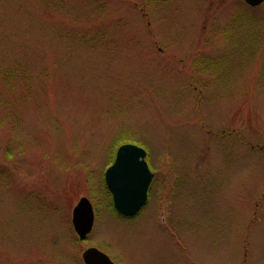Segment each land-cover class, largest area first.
<instances>
[{
	"label": "rangeland",
	"instance_id": "1",
	"mask_svg": "<svg viewBox=\"0 0 264 264\" xmlns=\"http://www.w3.org/2000/svg\"><path fill=\"white\" fill-rule=\"evenodd\" d=\"M125 144L155 173L136 219L105 185ZM93 247L115 264H264V5L0 0V264H84Z\"/></svg>",
	"mask_w": 264,
	"mask_h": 264
},
{
	"label": "water",
	"instance_id": "2",
	"mask_svg": "<svg viewBox=\"0 0 264 264\" xmlns=\"http://www.w3.org/2000/svg\"><path fill=\"white\" fill-rule=\"evenodd\" d=\"M251 8H258L264 0H244ZM128 155L131 166L124 171L119 183L114 179L115 169L121 164L122 156ZM148 152L137 145L125 144L119 147L114 164L105 173V184L112 195L116 212L124 218H135L147 205L149 189L154 179L146 161ZM72 225L80 242H85L95 226V212L87 197L80 199L72 212ZM84 264H115L97 248H88L82 254Z\"/></svg>",
	"mask_w": 264,
	"mask_h": 264
},
{
	"label": "snow or ice",
	"instance_id": "3",
	"mask_svg": "<svg viewBox=\"0 0 264 264\" xmlns=\"http://www.w3.org/2000/svg\"><path fill=\"white\" fill-rule=\"evenodd\" d=\"M131 157L128 155L122 156L121 164L117 166L115 171L114 179L117 183L120 182V180L123 177L124 171L131 166Z\"/></svg>",
	"mask_w": 264,
	"mask_h": 264
},
{
	"label": "flooded vegetation",
	"instance_id": "4",
	"mask_svg": "<svg viewBox=\"0 0 264 264\" xmlns=\"http://www.w3.org/2000/svg\"><path fill=\"white\" fill-rule=\"evenodd\" d=\"M245 5H246V4H245ZM263 5H264V4H263ZM246 6H247L249 9H254V8H250L248 5H246ZM146 161H147V163H148V166H149L150 171L153 172V171H152L151 164H150V162L148 161V158H147ZM154 174H155V173H154ZM154 182H155V175H154L153 182H152V184H151V186H150V189H149V194H150V192H151V190H152V186H153ZM148 202H149V196H148ZM148 202H147V205H148ZM147 205L143 208V210L147 207ZM143 210H142V212H143ZM142 212H141V213H142ZM141 213H140V214H141ZM137 217H138V216H137ZM137 217H136V218H137ZM136 218H134V219H136Z\"/></svg>",
	"mask_w": 264,
	"mask_h": 264
},
{
	"label": "trees",
	"instance_id": "5",
	"mask_svg": "<svg viewBox=\"0 0 264 264\" xmlns=\"http://www.w3.org/2000/svg\"><path fill=\"white\" fill-rule=\"evenodd\" d=\"M108 196H110L111 197V195H110V193L108 192ZM113 205V204H112ZM114 210V209H113ZM116 213V212H115Z\"/></svg>",
	"mask_w": 264,
	"mask_h": 264
}]
</instances>
